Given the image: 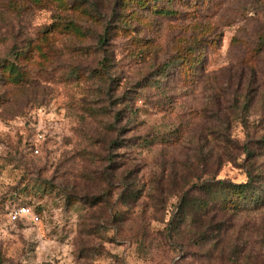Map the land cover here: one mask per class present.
Masks as SVG:
<instances>
[{
	"label": "rangeland",
	"instance_id": "1",
	"mask_svg": "<svg viewBox=\"0 0 264 264\" xmlns=\"http://www.w3.org/2000/svg\"><path fill=\"white\" fill-rule=\"evenodd\" d=\"M247 169L264 0H0V264H264V205L204 201Z\"/></svg>",
	"mask_w": 264,
	"mask_h": 264
},
{
	"label": "trees",
	"instance_id": "2",
	"mask_svg": "<svg viewBox=\"0 0 264 264\" xmlns=\"http://www.w3.org/2000/svg\"><path fill=\"white\" fill-rule=\"evenodd\" d=\"M114 28L115 27L109 24V22L106 23L102 31V34L98 40L100 45L108 44L110 40V36L112 35V30ZM195 60L200 61L201 59H199V57H196ZM241 149H242V152L249 154V148L247 146H242ZM246 176H247L246 181H243L240 183H231V182H225L224 180H221V179H213V181L211 182L212 184H206L203 186V189L207 190V196H208L207 200H204V201L208 203L209 200L211 199L217 206H219V208H223L222 204H225V201L232 200V199H229L230 197H228V193H230L231 191L237 196L238 200H241L242 198H244V199H249L253 201L255 206L264 205V175L262 177H257L256 175H253L251 173L250 169H247ZM225 193H227L226 195L227 199L225 198L226 197ZM232 202L234 201L232 200ZM181 203L184 206H186L188 204V200H185L182 198V201H180V204ZM20 205L30 206L27 203H24V204L17 203V204H13L11 207L20 206ZM32 210L36 214H38L40 218L39 213L35 211L34 208H32ZM17 221H20V220H17Z\"/></svg>",
	"mask_w": 264,
	"mask_h": 264
},
{
	"label": "built area",
	"instance_id": "3",
	"mask_svg": "<svg viewBox=\"0 0 264 264\" xmlns=\"http://www.w3.org/2000/svg\"><path fill=\"white\" fill-rule=\"evenodd\" d=\"M44 137L43 133L39 130L36 131L34 136V141L30 143V151L32 154L39 153V147L37 142L42 140ZM7 216L9 220L15 222L17 220H22L24 218H29L31 222L37 223L39 221V216L36 214L30 206L27 205H20V206H13L7 210Z\"/></svg>",
	"mask_w": 264,
	"mask_h": 264
}]
</instances>
